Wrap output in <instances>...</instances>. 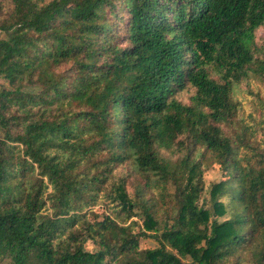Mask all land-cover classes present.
<instances>
[{"label":"trees","instance_id":"1","mask_svg":"<svg viewBox=\"0 0 264 264\" xmlns=\"http://www.w3.org/2000/svg\"><path fill=\"white\" fill-rule=\"evenodd\" d=\"M7 1L0 264H264V0Z\"/></svg>","mask_w":264,"mask_h":264},{"label":"rangeland","instance_id":"2","mask_svg":"<svg viewBox=\"0 0 264 264\" xmlns=\"http://www.w3.org/2000/svg\"><path fill=\"white\" fill-rule=\"evenodd\" d=\"M41 1H49V0H41ZM9 2V0L7 1ZM257 40L259 43L264 42V27H261L257 31ZM4 79L0 78V82H3ZM257 94H260L264 98V82L258 80H250L249 82H243L238 91L236 93V98L241 102V115L248 120H251L250 115H257L260 109V102L258 100ZM189 94L183 93L180 98L184 101H189L188 99ZM252 122V121H251ZM205 178L207 183L211 180H218L220 179V174L215 169H207L205 171ZM129 191H133V187H128ZM109 206H112L110 203ZM137 219L142 223V217H137ZM156 245V241L153 238L147 237L142 238L140 241V248H151ZM86 248L89 250H93L96 248V244L88 240L86 243ZM242 264H252L251 262H243Z\"/></svg>","mask_w":264,"mask_h":264}]
</instances>
